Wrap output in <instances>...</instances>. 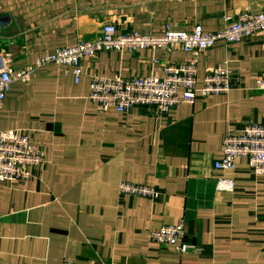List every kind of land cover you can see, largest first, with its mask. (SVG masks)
<instances>
[{
	"label": "crops",
	"instance_id": "obj_1",
	"mask_svg": "<svg viewBox=\"0 0 264 264\" xmlns=\"http://www.w3.org/2000/svg\"><path fill=\"white\" fill-rule=\"evenodd\" d=\"M264 10V0H0V56L12 70L83 40L115 23L120 33L206 32L226 18ZM177 50L102 52L82 61L78 82L48 64L6 95L0 129L21 130L42 146L46 162L26 180L0 182V264H264V177L245 158L235 170L215 161L230 132L264 121V31L205 50L198 87L222 65L232 74L228 94L182 103L168 113L136 106L126 114L102 111L90 100L94 75H164L185 63ZM3 65L0 64V68ZM234 178V191L218 189ZM121 181L155 186V201L121 195ZM185 222L186 241L200 252L179 254L150 239L163 225Z\"/></svg>",
	"mask_w": 264,
	"mask_h": 264
},
{
	"label": "built area",
	"instance_id": "obj_2",
	"mask_svg": "<svg viewBox=\"0 0 264 264\" xmlns=\"http://www.w3.org/2000/svg\"><path fill=\"white\" fill-rule=\"evenodd\" d=\"M225 28L216 32H206L201 25L192 30H167L163 34H146L140 31L118 32L115 23L104 25L96 40H83L74 47H61L55 52L39 57L33 65L12 70L9 60L0 56V116L6 95L15 81L28 82L32 74L48 64L63 67L65 76L73 75L76 82L83 74L82 61L102 52H135L139 50H164L173 54L182 50L189 54L185 63H171L162 77L133 76L113 77L94 75L90 83L89 98L102 111L114 110L122 114L136 106H156L168 113L182 103H194L197 99L213 95L228 94L233 90L231 71L222 65L212 68L198 87V64L201 54L215 47L247 40L264 31V10L259 13L245 12L237 18H226ZM256 89L264 92V73L257 80ZM221 158L215 161L218 170H235L237 160L245 158L251 171L264 177V121L249 122L240 132L230 131L221 147ZM46 162V152L42 146L33 143L28 134L21 130L0 129V182L26 181L31 177L30 168ZM218 189L234 191V178L219 177ZM119 193L126 196L159 200L163 192L155 186L131 181H121ZM150 239L159 244L171 245L179 254L200 252L201 248L186 241L185 222L163 225L150 232ZM63 264H76L64 258Z\"/></svg>",
	"mask_w": 264,
	"mask_h": 264
}]
</instances>
